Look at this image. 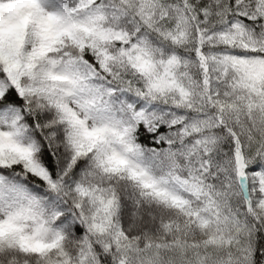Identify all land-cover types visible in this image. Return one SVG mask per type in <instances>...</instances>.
Segmentation results:
<instances>
[{"label": "snow or ice", "instance_id": "obj_1", "mask_svg": "<svg viewBox=\"0 0 264 264\" xmlns=\"http://www.w3.org/2000/svg\"><path fill=\"white\" fill-rule=\"evenodd\" d=\"M0 264H264V0H0Z\"/></svg>", "mask_w": 264, "mask_h": 264}]
</instances>
